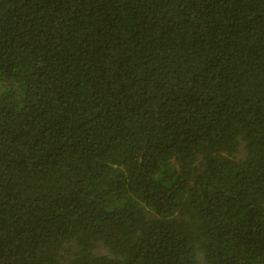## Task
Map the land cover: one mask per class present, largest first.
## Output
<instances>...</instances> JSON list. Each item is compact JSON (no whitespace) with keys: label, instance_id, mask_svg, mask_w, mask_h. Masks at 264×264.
Wrapping results in <instances>:
<instances>
[{"label":"trees","instance_id":"16d2710c","mask_svg":"<svg viewBox=\"0 0 264 264\" xmlns=\"http://www.w3.org/2000/svg\"><path fill=\"white\" fill-rule=\"evenodd\" d=\"M199 255L264 264V0H0V264Z\"/></svg>","mask_w":264,"mask_h":264},{"label":"rangeland","instance_id":"374dc122","mask_svg":"<svg viewBox=\"0 0 264 264\" xmlns=\"http://www.w3.org/2000/svg\"><path fill=\"white\" fill-rule=\"evenodd\" d=\"M245 157H246V152H245V150H244V146L241 144V146H240L238 152H237L236 155L234 156V159H235L236 161H241V160H243ZM99 252H100L101 254H105V253H106L105 251H101V250H99ZM197 262H198V264H206L205 259H204L201 255H199V256L197 257Z\"/></svg>","mask_w":264,"mask_h":264}]
</instances>
